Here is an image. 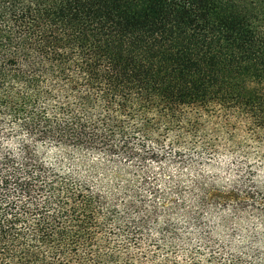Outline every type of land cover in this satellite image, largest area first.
<instances>
[{"label": "trees", "instance_id": "16d2710c", "mask_svg": "<svg viewBox=\"0 0 264 264\" xmlns=\"http://www.w3.org/2000/svg\"><path fill=\"white\" fill-rule=\"evenodd\" d=\"M259 168L264 0H0V264H264Z\"/></svg>", "mask_w": 264, "mask_h": 264}, {"label": "rangeland", "instance_id": "374dc122", "mask_svg": "<svg viewBox=\"0 0 264 264\" xmlns=\"http://www.w3.org/2000/svg\"><path fill=\"white\" fill-rule=\"evenodd\" d=\"M230 167L231 165L228 158L222 156L215 161L213 168L209 169L210 171L213 170V172L216 174L218 173L220 181L227 182V180L225 179L227 178V176L223 173V171L227 170L228 168L230 169ZM256 178L259 186L264 188L263 168H259L257 170ZM209 224L212 225V223L210 222ZM212 230H264V218L243 214L241 216L231 218L227 222V225L222 228L218 226L213 227L212 225Z\"/></svg>", "mask_w": 264, "mask_h": 264}]
</instances>
